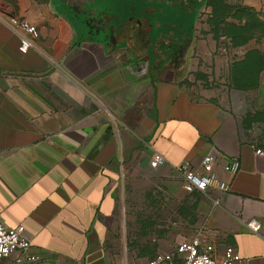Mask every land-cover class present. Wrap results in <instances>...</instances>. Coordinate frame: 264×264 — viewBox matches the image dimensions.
I'll return each mask as SVG.
<instances>
[{
    "label": "crops",
    "instance_id": "0c3cea01",
    "mask_svg": "<svg viewBox=\"0 0 264 264\" xmlns=\"http://www.w3.org/2000/svg\"><path fill=\"white\" fill-rule=\"evenodd\" d=\"M242 4L264 19V0ZM13 15L38 27L26 52ZM78 18L65 0H0L4 221L26 226L38 264H128L135 253L121 224L127 183L155 175L178 200L187 198V213L174 223L184 230L175 246L201 229L219 254L233 244L245 264H264V153L257 151L264 149V48L240 57L233 77L240 84L192 90L182 76L191 51L180 45L192 36L184 22L150 35L143 20L127 31L132 20L119 28L108 17L88 29ZM154 150L166 158L155 169ZM207 153L221 163L238 157L240 170L218 164L230 189L189 193L173 165L187 160L200 169ZM242 218L260 219L261 232Z\"/></svg>",
    "mask_w": 264,
    "mask_h": 264
},
{
    "label": "rangeland",
    "instance_id": "374dc122",
    "mask_svg": "<svg viewBox=\"0 0 264 264\" xmlns=\"http://www.w3.org/2000/svg\"><path fill=\"white\" fill-rule=\"evenodd\" d=\"M65 1L70 14L75 18L79 16V20L84 19L88 29H93V25L98 23H107L109 17L119 28L132 20L131 25L125 27L127 31H132L137 27V21L143 20L144 32L150 35L170 34L179 30V25L185 22L183 29H192V36L190 42L180 45V51L190 47L191 55L182 76L185 85L192 90L203 87L225 90L234 83L240 84V80L233 79L240 57L248 48H264V22H257L250 15L256 16V13L244 9L242 0H205L191 14L187 13L191 11L190 0ZM246 12L249 13L247 24ZM242 28H245V35L241 32ZM253 30L255 33L252 34ZM248 37L252 38L245 46L240 44ZM184 200H187L184 196L178 200L162 178L155 175L149 180L133 178L127 183L121 224L127 229L128 247L135 253V258L128 264H139L155 256L158 246L168 250L175 248L178 234L184 233L180 225L174 224L182 220L181 214L187 213V202ZM148 225L152 227L150 231L145 229ZM147 233L150 238L159 239L148 241ZM142 255L145 257L142 258Z\"/></svg>",
    "mask_w": 264,
    "mask_h": 264
},
{
    "label": "built area",
    "instance_id": "2783aa9c",
    "mask_svg": "<svg viewBox=\"0 0 264 264\" xmlns=\"http://www.w3.org/2000/svg\"><path fill=\"white\" fill-rule=\"evenodd\" d=\"M11 23L21 38L20 50L26 52L36 46L39 30L36 23L17 15L11 17ZM264 153V149L258 148ZM166 161L165 156L154 150L150 157V166L157 168ZM220 168L236 174L241 167L238 157L221 163L217 154L207 153L201 160V168H196L187 160H183L173 168L179 173L183 188L188 192H205L210 187L217 188L220 192L230 189V183L219 176ZM220 197L213 200L219 204ZM247 228L260 233L263 227L258 218L241 219ZM8 258V264H38L41 256L38 250L32 249L31 237L25 225L11 226L7 224L0 213V260ZM143 264H245V258L233 244L224 247L218 253L215 244L201 229L195 231L191 237L179 241L173 250L158 251L155 256Z\"/></svg>",
    "mask_w": 264,
    "mask_h": 264
},
{
    "label": "trees",
    "instance_id": "16d2710c",
    "mask_svg": "<svg viewBox=\"0 0 264 264\" xmlns=\"http://www.w3.org/2000/svg\"><path fill=\"white\" fill-rule=\"evenodd\" d=\"M195 4H194V3ZM203 2H205V0H190V4H191V8L194 10H192V11H189V12H187L188 14H191V13H194L195 12V10H196V8L198 7V6H200ZM215 5V4H214ZM216 7H217V5H215ZM243 7H245L244 9H248V10H250L251 12L252 11H254L256 14V16H254L253 14H250V15H252L253 16V18L257 21V22H259V23H261V22H264V19H262L260 16H259V14L253 9V8H251V7H246V6H243ZM215 8V7H214ZM183 12L184 13H186V10H183ZM248 17H249V13H245V24H247L248 23ZM185 23V22H184ZM183 23V24H184ZM242 31V34L243 35H245V32H244V30H245V28H242L241 29ZM258 31V30H257ZM253 33H255V31L253 30L252 31V34ZM259 33V32H258ZM241 34V33H240ZM250 38H252V37H248L247 39H243L242 41H240V44H245L246 42H247V40H249Z\"/></svg>",
    "mask_w": 264,
    "mask_h": 264
},
{
    "label": "flooded vegetation",
    "instance_id": "af4514ba",
    "mask_svg": "<svg viewBox=\"0 0 264 264\" xmlns=\"http://www.w3.org/2000/svg\"><path fill=\"white\" fill-rule=\"evenodd\" d=\"M194 3V2H193ZM195 4V3H194Z\"/></svg>",
    "mask_w": 264,
    "mask_h": 264
}]
</instances>
